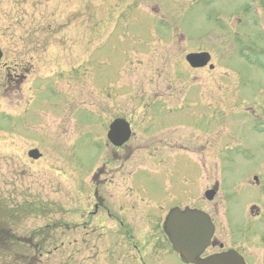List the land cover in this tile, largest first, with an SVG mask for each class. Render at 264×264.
I'll return each mask as SVG.
<instances>
[{
    "label": "rangeland",
    "instance_id": "rangeland-1",
    "mask_svg": "<svg viewBox=\"0 0 264 264\" xmlns=\"http://www.w3.org/2000/svg\"><path fill=\"white\" fill-rule=\"evenodd\" d=\"M246 5V0H0V264H138V235L132 253L128 237L111 241L96 231L102 224L121 234L118 225L91 222L83 214L90 209V187L95 183L99 192H108L113 179L109 202L115 201L124 172L126 207L158 212L167 182L178 202L204 207L197 202L201 185L194 173L183 171L187 184L170 175L177 160H187L180 146H152L154 139L181 141L191 144L186 150L209 154L207 183L218 182L224 197L222 215L219 196L205 205L216 238L226 248L243 250L248 264H259L262 235L242 233L237 240L233 234L244 225L248 200L258 195L246 178L264 177V122H254L251 105L253 100L264 105V78L251 61L238 60L237 53L247 59L253 53L235 50L226 34L237 31L244 44L255 41L260 48L253 15H231ZM194 50L214 57L213 80L207 70H189L184 57ZM215 85L223 88L218 95ZM204 89L211 90L209 96ZM171 90L182 93L179 102L166 101ZM92 104L105 110L104 118ZM113 115L131 117L138 127V136L119 151L106 150L103 140ZM206 134L211 141L201 142ZM34 148L42 153L37 161L27 156ZM115 153L120 159L111 156ZM78 193L87 199L78 202ZM136 213L130 228L144 229ZM160 235L144 243L145 255L154 264H181Z\"/></svg>",
    "mask_w": 264,
    "mask_h": 264
},
{
    "label": "water",
    "instance_id": "water-1",
    "mask_svg": "<svg viewBox=\"0 0 264 264\" xmlns=\"http://www.w3.org/2000/svg\"><path fill=\"white\" fill-rule=\"evenodd\" d=\"M187 61L192 67L203 66L207 61L206 55H189ZM112 128V134L108 137L116 146L121 145L129 136L127 125L119 123ZM125 131L126 133H122ZM28 155L39 158L36 150L30 151ZM166 233L172 248L178 252L185 263L192 264H243L240 257L234 252H227L212 256L205 260H199V256L209 243L212 235V226L208 219L195 211H175L167 219Z\"/></svg>",
    "mask_w": 264,
    "mask_h": 264
},
{
    "label": "trees",
    "instance_id": "trees-1",
    "mask_svg": "<svg viewBox=\"0 0 264 264\" xmlns=\"http://www.w3.org/2000/svg\"><path fill=\"white\" fill-rule=\"evenodd\" d=\"M11 212H12V211H11ZM8 213H10V211H9Z\"/></svg>",
    "mask_w": 264,
    "mask_h": 264
}]
</instances>
